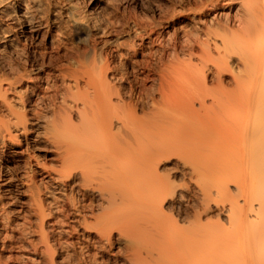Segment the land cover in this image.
Segmentation results:
<instances>
[{
	"label": "bare ground",
	"instance_id": "obj_1",
	"mask_svg": "<svg viewBox=\"0 0 264 264\" xmlns=\"http://www.w3.org/2000/svg\"><path fill=\"white\" fill-rule=\"evenodd\" d=\"M46 1L44 8L20 4L25 42L19 36L8 40L4 49H22L14 57H0L8 68V73L0 70V109L9 117L0 123V151L9 159L8 142L28 151L30 143L34 147L43 138L53 166L37 159L27 165L42 172L33 170L32 180L41 177L51 185L40 182L34 191L33 229L17 226L0 209V264H27L23 254L41 256L38 264H264V0H239L243 11L235 28L227 21L207 26L204 41L184 32L179 46L171 38L162 52H148L140 62L133 59L148 50L146 45H162V33L152 37L153 23L131 30L128 37L141 39L137 46L130 42L129 50L98 52L101 38L122 35V29L100 27L73 9L71 26L63 30L59 0ZM216 5L218 0H207L198 10ZM8 17L0 14L1 21ZM10 29L1 32L2 39ZM81 33L86 39L71 40L79 41ZM41 34L45 43L31 52L32 38ZM168 47L170 60L165 59ZM116 60L125 62L115 66ZM235 61L241 72L232 77L234 87L249 90L236 99V88V93L223 88V77ZM55 70L58 75L52 76ZM151 75L156 79L150 80ZM149 81L154 85L148 90ZM23 86L15 106L7 92ZM182 89L197 93L181 96ZM44 110L52 112L51 119ZM174 125L189 131L206 127L198 137H219L218 150L234 151L237 167L245 171L240 173L233 163L239 177L244 174L234 181L244 188L241 193L237 187L242 204L237 199L227 208L220 205L222 213L207 220L212 190L222 196L227 191L220 183H206L198 185L202 206L192 207L189 216L184 213L183 196L157 172V160L170 150L164 142L171 132L167 129Z\"/></svg>",
	"mask_w": 264,
	"mask_h": 264
},
{
	"label": "rangeland",
	"instance_id": "obj_2",
	"mask_svg": "<svg viewBox=\"0 0 264 264\" xmlns=\"http://www.w3.org/2000/svg\"><path fill=\"white\" fill-rule=\"evenodd\" d=\"M23 1H26L30 6L38 4L42 8L45 7V4L47 2L46 0H38V1L23 0ZM23 1L0 0V14L4 12L9 16L8 21L4 22L0 20L1 21L0 34L2 35V33H4V31H6L7 28L8 30L11 28L10 29L11 31L8 33L9 34L8 38L2 39L0 35V57L4 55L3 53L6 54L8 53L10 54L11 57H14V53L15 52L17 53L19 52L20 49H22L20 45L15 49V51H13L11 48L4 49L6 46L5 44L8 40L14 41L16 37L19 36L20 43L23 45V43L25 42V39L23 38L24 34L20 33L22 31L21 30L22 26L20 25V21H21L20 19H22L21 16L25 14L23 13L24 12L23 7L20 6V4ZM206 1L207 0H62V1L59 0V3L56 8L59 7L60 12L62 13L63 19L60 21V24L64 28L63 30H69V27L71 26L69 12L73 9L76 15L87 19L89 22L92 23L94 22L100 27L104 26V28L106 27V29L112 28L113 31L114 30L120 31V29H122L123 31L122 35H118L115 33L116 35L109 34L108 37L101 38L99 40L101 43L98 45V52L101 50L113 51L117 49L120 50V52H122L121 49L124 50L128 49L127 45L131 43L134 44V46H137L138 44H140L141 39L138 37L137 38H131L130 36L128 37V35H130L131 33V30H136L140 28L139 25L146 22L153 23L157 27L154 28L155 34L152 37L155 38L157 34L162 33V37H161L162 45H157V43L154 45H146L145 47L148 48V50H145L143 53L142 52L139 53L138 56H136L133 59V61L140 62L143 60L142 56H144L148 52L150 53H155V52L157 53L160 51L162 52L161 48L164 45H167V43H169V40L171 38L175 39L177 45L179 46L182 40L184 39L183 35L185 33L188 34L190 37H193L194 35V37L196 36L198 39H200V41H204L206 40V38H204L205 36L203 33H205V29L207 26L217 27L219 24H224L225 21L228 22L229 28L231 27L235 28L237 26L235 25L237 23L236 18L242 14V12L240 11H243L241 8L242 7L241 2L239 0H218V5H216L215 7L208 6V7H204L202 10H198L199 7L200 6L202 7ZM60 2H62V4ZM16 5L20 6L21 9H16L15 8ZM33 11L34 10L29 11L33 16L39 14ZM133 22L137 24H133ZM137 32L139 33V30H137ZM26 38H29V35H26ZM84 39H86V36L85 34L81 33L79 37V41L76 40V38L75 39L72 38L71 40L73 42H80V40H84ZM32 41H33L32 46L35 48H30L29 46V50L31 52H37V49L39 52L40 44L43 42L45 43V39L42 38V34L32 38ZM212 41L214 40L211 39L210 42ZM215 41H218V38H216ZM102 42H107V45L106 44L103 45ZM144 42L147 43L148 40L145 39ZM83 50L84 49L80 47V51L84 52ZM165 52L167 53V54L165 53L166 54L165 59L170 60V56H171L170 54L172 53V50L169 49L168 47V49ZM183 59L184 58L182 57H178L177 61L180 62L183 61ZM235 59L238 58H236L235 56ZM122 61L125 62L124 60ZM122 63H119V60L114 61L115 66H118V64H122ZM63 64H65V66L67 65L66 62H63ZM0 65H1L0 70L1 69L3 70V68L5 67V66L3 67V65H5V63L0 61ZM230 66H231L230 67L231 72L230 73L225 72L228 74L224 73L225 75L223 77V82H224L223 88L231 89L230 91H232V93H236V91L238 90L237 96L234 97V99H236L238 95L240 97L241 95L244 96L246 94L245 92H249V90H247L245 86L240 87L243 90H241L239 87H234L236 85H234V82L232 81L233 80L232 77L234 75H239L241 72V68L239 64L237 65V61L231 62ZM5 69H6V73H8L7 70L8 68H4V70ZM0 74H4V73L1 71ZM51 74L52 76H57L58 72H56L55 70L51 72ZM153 79H156V75H151L150 80ZM153 85L154 82L149 81L148 83L145 84V88L149 90L153 87ZM44 87H46V85H44ZM246 87H248V89L250 90L253 89L251 85H250L251 88L248 85H246ZM213 88H215L214 85L212 86L208 85L209 90H214ZM235 88L237 90H235ZM186 91L187 90L182 89V94H185L183 92ZM241 91H243L244 93ZM19 92L21 94L22 93L24 94L25 87L23 86L21 88H17L15 89V92L14 91L7 92L8 94L7 100L9 99L8 101H10L12 104L16 102L19 96L17 95V93L19 94ZM60 92L62 91L60 90ZM189 92H190L188 93L189 95L187 93H186L187 95L186 94L182 95L178 91L176 92V94L178 95L180 93L181 96L190 97V94L194 96V94L197 93V90L196 92H194L193 89L191 91L189 89ZM233 95L235 96L236 94ZM156 98L158 97L155 96V99ZM210 101L211 100L207 98L206 106H210L209 104ZM16 103H18V101ZM16 103H14V105L18 106V104L16 105ZM197 107L198 106L195 103L194 108L196 109ZM1 109H0V114H1L0 123L3 124L4 121L8 120L9 117L6 116L7 114H5L6 110L4 108ZM231 110H230L231 112L230 114L234 116L235 115V113H233L234 109L231 108ZM44 115L45 117H47V119L48 118L51 119L52 112L50 110H44ZM243 117H245V115ZM246 117H248V115ZM44 128L42 129L44 130ZM169 128H171V130ZM169 128L167 129V131L168 133L171 131L170 132L171 134L169 133L170 136H168L166 131L167 140H164V142L166 141L169 144V146L168 145L166 146L169 147L170 150L164 156L160 157L159 160H157V165H158L157 172L161 175V177L167 178L170 184H172V186L175 187L177 192L183 196L182 203L185 207L184 213L186 215L188 214L187 216H189L191 215L190 213H192L191 210L192 207L194 208L196 207L199 209L202 206L203 202L201 198H198L201 197L198 193V189L199 187L206 185V183L207 185L208 184L216 185L217 183L218 184L220 183L219 184L220 186L223 185V187L226 188L225 190L227 192L225 193V195L226 194L228 195L227 197L223 195L225 196V198H223V196L220 195V193L212 190V194L210 196L212 200L208 199L211 201H208L209 209L207 210L206 213L208 214L207 220H215V218L219 216L220 213H222L221 210H223L224 207L227 208L229 206V203L233 202L231 200L235 201L238 199L239 200L238 203L242 204L243 199L241 198V196L239 195V191L237 190L239 188L238 186L242 184H237L234 181H236L237 178L236 175H238L236 172L239 171V169L241 168L240 173H242L244 168L241 166L237 167V163L235 162L236 160L234 159L236 158V156H234L235 155L234 151L232 149L218 150L216 147H218L220 144L219 140L221 139H219V137L218 138L212 137V139L210 138L211 140H208L203 137L204 135L202 136V133L201 136L198 137L200 131L204 132L207 129L205 127V130L203 129L201 130L202 128L201 125L196 126L197 129L199 128L198 132H193L197 130L196 128H194V130L192 129L193 131L192 130L189 131L187 127L185 128L181 127L182 130H179V127L177 129L176 125H174V128L170 126ZM42 129L40 130V132L45 133L46 131L44 132ZM45 130L47 129L45 128ZM203 134H205V132ZM161 142H159V145H163L161 144ZM33 144L34 143L29 144L30 148L27 151L25 150L26 149L25 145L22 146V144H20L19 146H16L8 142V147H9L8 149L11 152L9 159H4L2 155L4 151L2 150L0 151V157H2V159H0V171L3 170L4 174L6 175L5 178L3 177L2 179H0V209H2L4 211V214H7V216L10 217L11 221L17 226L22 227V225H25L28 228L32 227V229L37 224V216L34 212L35 207L33 202L34 191L36 190L40 182L41 183L46 182V184L49 183L50 185L51 182H49L47 179L41 180V177H37V176L34 177V179L32 180L30 177H32L34 172H38L40 174L42 172L35 166H31V168L28 167L27 163L31 161L32 163H34V160L37 159L38 161H42V162L46 161V164L50 167L53 166L52 165L53 163L49 161V157L51 156V153L50 151H48L49 150L48 143L45 142V140L42 138V140L40 139V142L37 143V145H34V147H32ZM216 144L218 145L216 146ZM233 163L236 166H234ZM233 166L237 167L236 168L237 171H234L235 168ZM243 173H245V171ZM243 176L244 174L240 177L238 175L237 179ZM2 180H6V181H2ZM235 184H237V186ZM198 185L200 186L198 187ZM215 185L213 186L215 187ZM240 188L239 190L242 193L244 188L242 189ZM69 190L70 188L66 192L67 194L68 193L70 194ZM227 198L230 199L229 202H226ZM226 204H228V206H226ZM220 205L222 206L223 209L221 208ZM171 206H168L167 208L170 207L169 209H171ZM174 212L175 214L177 213L176 209H174ZM30 239L33 240L34 242H36L37 240L36 237H30ZM8 254L9 253H2L1 255L3 257V256H7ZM23 256L29 259L28 260L29 262L27 261V264H38V262L41 261V256L28 255V254H23Z\"/></svg>",
	"mask_w": 264,
	"mask_h": 264
}]
</instances>
